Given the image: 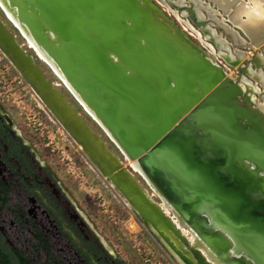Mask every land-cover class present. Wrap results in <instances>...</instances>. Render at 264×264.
Wrapping results in <instances>:
<instances>
[{"label":"water","instance_id":"water-1","mask_svg":"<svg viewBox=\"0 0 264 264\" xmlns=\"http://www.w3.org/2000/svg\"><path fill=\"white\" fill-rule=\"evenodd\" d=\"M34 1L43 20L59 33V50L66 49L70 58L82 65L79 72L65 69L67 75L87 96L91 97L94 89L106 96L96 104L103 120L121 142L127 146L139 144V166L170 198L181 216L192 222L199 212L204 213L218 227L221 237L222 234L229 236L255 264H264V187L259 174L243 167V157H248L252 166L264 170V137L253 133L254 129L240 125L238 108L232 106L227 93L210 91L211 96L203 100L204 106L192 112L191 117L204 126L207 137L194 136L191 131L173 124L164 128L152 96L154 91L116 68L112 59L104 56L95 39L92 40L79 26L75 4L93 10L95 2ZM127 28H131L128 23H121L114 31L119 35ZM142 33L146 40L150 33L144 27ZM145 40L136 50L154 52L163 47L178 59L162 39ZM10 46L17 47L15 40ZM130 59L138 66V62ZM15 70L21 74L19 69ZM169 71L178 81L185 77V71ZM22 77L27 80L24 75ZM174 180L181 184L187 195L178 196L179 188L175 182L173 186Z\"/></svg>","mask_w":264,"mask_h":264},{"label":"bare ground","instance_id":"bare-ground-1","mask_svg":"<svg viewBox=\"0 0 264 264\" xmlns=\"http://www.w3.org/2000/svg\"><path fill=\"white\" fill-rule=\"evenodd\" d=\"M91 1L95 2V8L93 10L88 9L86 5L75 4V12L78 15L76 18L77 21H79V26L84 28L88 35L93 38L92 40L95 39L94 42L100 46L104 56L112 59L116 64V68L137 78L139 82L148 85L150 89L154 91L155 94L152 96L155 101V107L159 113L158 116L164 128H168L171 124L184 128L186 122L183 121L179 123L178 121L188 110L195 108V111L204 106L203 100L208 98L205 97V94L209 93L218 81L222 79L225 71H223L210 56L209 58L213 61L212 64H207L204 60L199 59L196 53L198 47L189 42L181 31L176 29L175 25L166 18L150 0ZM213 1L220 7L224 15L223 17H226L228 20L227 22H231L232 25L240 28V30L248 36V39L254 46H263L264 0H241L240 2L239 0ZM0 9L20 31L24 37L23 40L25 44L31 47L33 52L41 61L51 68L54 74L58 75V78L62 80L72 96L80 103L81 107L87 111V114L90 113L94 117V120L102 127L109 140L118 146L125 158L129 159L131 156H138L139 144L127 146L121 142L116 132L109 127L105 120H103L102 112L96 108V104L106 96L100 93L98 89H94L91 97L87 96L83 89L67 75L68 70L81 71L82 65L72 60V58H70L71 56L66 53V49L59 50L58 47L61 43V37L59 33L54 31L50 24L45 22V19L43 20L35 1L0 0ZM196 11L199 15L198 17H201V13L197 9ZM128 12L130 15L134 16L130 17ZM208 13V17L211 16L210 10H208ZM213 21H215V19ZM121 23H128L131 28L125 29L124 33L119 34L118 32L119 35H117L115 31H117V26L119 27ZM114 26H116V28ZM143 27L150 33L149 35L147 34L148 37H146V40L143 38ZM224 27L228 32L233 33L228 27ZM235 32L239 33L238 31ZM212 34L219 48L218 52L225 58L224 52L228 51L226 39L220 37L218 34L216 35L214 32H212ZM13 39L17 44V47L14 48L10 46V43L14 41ZM143 39L145 42L147 40L156 39L160 41L159 39H162L163 43L172 49V53H174V55L176 54L178 59L172 56L169 51H167V48L163 49V47H161V51L154 50L153 52L148 51L149 49L147 51L142 49L139 52L136 49L143 46ZM130 49H132L134 53ZM0 52L9 60L7 61L14 69H19L21 76H25L27 79L26 83L35 97L46 107L54 117V120L58 122L67 135H69L76 144L80 145L86 159L97 166V169L105 178L108 177L112 180V169L109 167L111 163L118 165L120 159L113 152L108 150L106 143L102 140L100 135L93 132L89 124L82 120L81 115L68 102L66 97L59 92L57 87L54 86L55 84L49 79L46 80V78H44V74L41 72L37 63H34L32 57L24 50L19 41L15 39L14 34L9 31L1 19ZM240 53L242 52L237 51L236 56H231L228 52L226 54L227 56L228 54L230 55L231 59L229 61L237 65L243 60V56ZM232 55H234V53ZM129 56L132 57L134 61L138 62V66L132 64ZM258 56L261 61H264L263 51H260ZM60 57H62V59H60ZM63 58H65V61H63ZM65 69L67 71H65ZM169 70L185 71V77L181 81H178L177 77H175V75L173 76ZM261 74L264 80V74ZM42 80L45 82H42ZM242 80L246 81L250 89L251 85L254 87L246 78L243 77ZM91 83L93 84L92 81ZM252 95L250 94L249 97L252 98ZM257 104L259 105L261 113L264 115V112H262L264 111V103L257 102ZM90 114L89 116L91 117ZM254 116L256 117L255 121L258 119L261 121L264 120L261 115L254 114ZM93 117H91V119H93ZM189 117L192 120V117ZM194 121L193 127L197 129L201 128L203 132L198 134L196 133L198 132L197 129L194 131L190 128L193 135L207 137L208 134L204 126ZM253 133L258 136L262 135L258 130H253ZM94 148H96V150H94ZM248 159V157H243V162L245 164L243 167L245 169L247 168L253 174L257 173L259 175L261 172H264L262 168L252 166V163L249 162ZM129 160H127V162L130 165L140 169L142 172L144 171L140 168L139 164L136 167L134 166L133 160ZM258 177L262 180V186L264 187V175ZM174 182L177 184L174 180L173 185ZM181 195L183 197L187 195V193L179 192L178 196ZM162 203L164 206L167 204L166 201H162ZM201 214L202 212H199L194 219L196 220L199 218ZM215 227L217 226L213 224V226H210L209 230H205L209 233H213ZM176 228H178V226H176ZM190 244L192 245L191 242ZM176 251L179 253L177 249ZM179 254L187 264H196L184 253L180 252ZM195 255L201 264H212L200 251H195ZM209 259H211L213 264H216L215 262L217 261L214 258L210 256Z\"/></svg>","mask_w":264,"mask_h":264},{"label":"flooded vegetation","instance_id":"flooded-vegetation-1","mask_svg":"<svg viewBox=\"0 0 264 264\" xmlns=\"http://www.w3.org/2000/svg\"><path fill=\"white\" fill-rule=\"evenodd\" d=\"M196 1L198 0H188L189 17L196 21L209 37L213 38L208 23L202 20L203 17H198L199 15L195 9L196 3L198 4ZM180 2L181 0L174 1L178 6ZM0 12L2 14V18L0 17L2 22L4 20L5 23L13 27L14 32L9 31L14 34L15 39L18 36L23 40L24 37L20 31L15 25H12L1 9ZM206 20L212 21V18L207 16ZM221 27L223 26L221 25ZM223 29L225 30V35L233 42L235 40L234 34L228 32L225 27ZM19 43L21 44V42ZM23 44L31 51V54L33 53L34 60L40 61L41 63H38L43 65L42 67L52 77L55 76L54 78L57 82L50 80L46 75L45 77L52 81L55 84L54 86L59 84L58 86L61 89H65V92L68 93L75 103L80 105L68 89L65 88L66 86L58 78V75L54 74L46 63L34 55L33 50L24 41ZM240 45H244V42L241 41ZM256 51L258 52L253 58V62L257 70L251 69L250 66H241L255 80L264 85L261 74L264 61H261L258 56L260 51L264 52V44L262 50ZM196 53L199 59L204 60L207 64H212L213 61L205 52L198 50ZM224 53L225 58H223L228 65L238 67L244 60H241L236 65L229 61L231 58L229 54V57L227 56V51ZM226 76L224 75L210 91L226 92L227 96L232 100V106L238 108L237 113L239 115L237 114V120L240 125L258 130L261 132V136L264 137V120L258 119L255 121L256 117L254 116L257 111L258 114L256 115H261L264 119L257 101H253L251 103L252 106L246 101H239L234 98L238 91H242L241 85L234 82L230 75L226 74ZM210 91L205 94L206 98L211 96ZM59 92L61 93V91ZM244 93V100L250 99L248 97L250 94L245 89ZM220 95L225 96L222 93ZM38 103L44 107L40 101ZM81 109L87 115L88 120L95 126L97 125L107 137L102 127L94 120V117L89 113L93 117L91 119L87 111L82 107ZM194 109L188 110L178 121L179 123L185 121L186 123L183 124L187 130L192 128L195 131L197 129L193 127V118L192 121L189 117ZM6 115L7 113L1 109L0 105V264H123L104 238L95 232L91 222L84 217L66 187L45 164V160L35 152L34 148L29 145L28 140L20 134L18 128L10 122ZM197 131L196 133L198 134L203 132L201 128H198ZM95 133L98 132L96 131ZM107 139L109 140L108 137ZM102 140L105 142L104 139ZM76 145L82 151L80 145ZM116 147L123 159L119 158L107 147L109 151L120 159L118 165L111 163L109 167L112 169L113 179L111 180L107 177L117 190L115 192L113 188L114 193L119 199L121 197L126 202L128 209L133 211L136 218H139L141 225L152 232L160 241V244L162 243L163 247H167L178 264H187L179 254L180 252L184 253L196 264H201L195 255L197 250L204 254L212 264L213 262L209 259L210 256L220 264H245L246 262L255 264L253 259L241 251L229 236L221 233L223 236L221 237L217 232L218 227L214 228V232L211 231L213 233L207 232L206 230H209L213 224L204 213L196 220L193 219L192 222H187L181 216L182 214L177 211L170 198L165 195L164 191L144 171L142 172L127 162L131 158L130 160H133L134 166L137 167L139 155L136 157L131 156L127 159L118 146ZM90 163L93 165L94 170L97 169L91 161ZM97 171L100 173L98 169ZM135 174L138 178H142L150 189L158 195L160 201H155L152 198L149 190L140 184ZM263 175L264 172H261L259 176ZM177 186L179 192L186 193L181 184L177 183ZM162 201H166L168 205L164 206ZM4 257H6L7 263H5ZM217 262L215 263L218 264Z\"/></svg>","mask_w":264,"mask_h":264},{"label":"rangeland","instance_id":"rangeland-1","mask_svg":"<svg viewBox=\"0 0 264 264\" xmlns=\"http://www.w3.org/2000/svg\"><path fill=\"white\" fill-rule=\"evenodd\" d=\"M150 1L175 25L176 29L181 31L189 42L200 49L197 48V51L205 52L207 56L216 61L222 70L224 68L225 76L226 74L230 75L234 82L241 85L242 91H238L234 98L239 101H246L249 104L253 101L264 103V86L255 80L248 71L243 70L241 66H250L251 69L257 70L253 58L258 52L256 50L260 51L262 47L254 46L240 28L232 25L231 22H227V18L223 17L220 7L213 0L196 1L198 2V4L196 3V9L201 13L202 20L208 23L211 28L210 31L226 39L227 52L231 56H236L237 51L242 52L240 54L244 57H242L244 60L238 67L227 64V61L218 52L219 48L215 40L209 37L199 24L189 17L188 0H181L179 6L174 3L176 0ZM206 8L210 10L211 16L209 17L213 20L215 19V21L206 20L208 16ZM0 17L2 18L1 12ZM5 24L9 30L14 32L10 24ZM221 25L228 27L233 32L235 35L233 42L225 36L224 26L221 27ZM235 31L240 32V34ZM16 40L21 42L34 63H37L44 77L46 75L50 80L57 82L54 78L55 76L53 75L54 77H52L42 67L43 65L39 64L41 63L40 61L38 63L34 60L33 53L31 54V51L23 44L24 40L18 36ZM241 41H244V45H240ZM28 47L31 48L30 46ZM233 53L234 55H232ZM261 69L264 74V67ZM242 77L246 78L254 87L251 85L250 89L246 81L242 80ZM58 85H56L57 89L66 96L69 103L81 115L82 120L86 121L93 131H97L100 134L109 149L123 159L116 145L107 139L97 125L95 126L88 120L80 105H77L65 92V89H61ZM243 88L248 94H253V97L250 98L248 96L250 99L244 100L245 93ZM38 102L24 78L15 71L6 57L0 52L1 109L7 113L6 116L10 122L18 128L20 134L28 140L29 145L34 148L35 152L45 160V164L53 171L55 177L66 187L84 217L91 222L95 232L104 238L123 264H178L167 247H163L162 243L160 244V241L152 232L141 225L139 218H136L133 211L128 209L126 202L121 197V200L118 198L114 193L117 190L113 183L107 177L105 178L98 173L97 169L94 170L93 165L86 159L76 143L66 134L58 122L53 120L49 111ZM256 114H258L257 111ZM135 177L144 188L149 190L155 201H160L158 195L150 189L142 178H138L136 174Z\"/></svg>","mask_w":264,"mask_h":264},{"label":"trees","instance_id":"trees-1","mask_svg":"<svg viewBox=\"0 0 264 264\" xmlns=\"http://www.w3.org/2000/svg\"><path fill=\"white\" fill-rule=\"evenodd\" d=\"M4 261H5V263H7V262H6V261H7V260H6V257H4ZM7 264H8V263H7Z\"/></svg>","mask_w":264,"mask_h":264}]
</instances>
